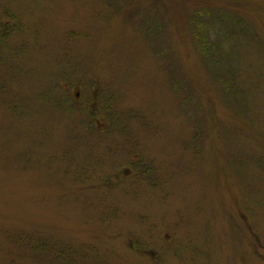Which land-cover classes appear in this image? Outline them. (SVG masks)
<instances>
[{
    "label": "rangeland",
    "instance_id": "obj_1",
    "mask_svg": "<svg viewBox=\"0 0 264 264\" xmlns=\"http://www.w3.org/2000/svg\"><path fill=\"white\" fill-rule=\"evenodd\" d=\"M0 264H264V0H0Z\"/></svg>",
    "mask_w": 264,
    "mask_h": 264
},
{
    "label": "trees",
    "instance_id": "obj_2",
    "mask_svg": "<svg viewBox=\"0 0 264 264\" xmlns=\"http://www.w3.org/2000/svg\"><path fill=\"white\" fill-rule=\"evenodd\" d=\"M2 37V35H0V38Z\"/></svg>",
    "mask_w": 264,
    "mask_h": 264
}]
</instances>
